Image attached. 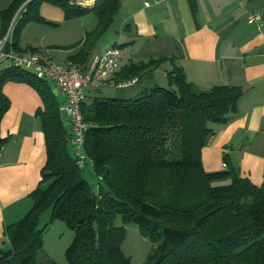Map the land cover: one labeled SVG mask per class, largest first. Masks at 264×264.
Here are the masks:
<instances>
[{"label": "trees", "instance_id": "trees-1", "mask_svg": "<svg viewBox=\"0 0 264 264\" xmlns=\"http://www.w3.org/2000/svg\"><path fill=\"white\" fill-rule=\"evenodd\" d=\"M45 1L61 7L66 19L96 14V26L86 31L78 52L69 57L85 69L121 1L94 0L88 5L80 0H12L1 10L5 30L22 5L14 31L30 21L55 23L40 13ZM190 1L195 10L196 0ZM5 46L38 51L21 47L15 35ZM176 57L130 61L115 73V84L138 81L172 60L167 86L150 85L134 96L93 98L86 93L81 104L88 124L84 165L75 154L71 123L62 117L63 102L54 82L22 67L0 70V120L10 106L3 89L6 82L30 84L42 97L36 115L47 151L41 180L29 194L31 208L0 235V264H56L37 261L44 232L54 219L74 230L66 249L69 264H133L123 250L127 223L137 224L153 243L145 264H264V184L240 174L227 155L224 169L207 171L202 160L203 148L216 134L213 124L234 117L244 88L218 83L199 89L174 62ZM7 141L8 136H0V149ZM88 160L97 185L84 175ZM47 209L50 221L39 227ZM118 215L124 224L115 223ZM4 237L8 248L2 244Z\"/></svg>", "mask_w": 264, "mask_h": 264}, {"label": "crops", "instance_id": "crops-1", "mask_svg": "<svg viewBox=\"0 0 264 264\" xmlns=\"http://www.w3.org/2000/svg\"><path fill=\"white\" fill-rule=\"evenodd\" d=\"M120 1L119 27L128 32L121 37L132 46L144 47V55L151 58L174 53L175 62L199 89L218 83L244 88L234 117L213 124L216 134L203 148V165L207 171L224 169L227 155L240 174L264 184V27L259 29L248 19L255 11L264 17V3L260 6V0H196L194 10L190 0ZM40 13L55 23L66 22L62 8L50 2L41 4ZM4 35L0 32V40ZM115 41L112 39L110 45ZM26 45L36 47L28 42ZM106 47L101 45L96 52ZM79 48L80 45L68 56ZM38 51L45 52L41 48ZM45 54L55 60L48 51ZM125 64L122 59L120 68ZM113 78L115 83L116 75ZM54 88L64 103L65 96L55 83ZM3 89L10 106L0 120V136H8L0 149V235L7 224L30 209L29 194L38 186L47 159L45 135L36 115L43 106L42 97L25 82L8 81Z\"/></svg>", "mask_w": 264, "mask_h": 264}, {"label": "rangeland", "instance_id": "rangeland-1", "mask_svg": "<svg viewBox=\"0 0 264 264\" xmlns=\"http://www.w3.org/2000/svg\"><path fill=\"white\" fill-rule=\"evenodd\" d=\"M12 0H0V9H5L10 5ZM264 3V0L259 1V5ZM2 10V9H1ZM0 10V32H4V37L7 35L8 38L12 39V36L15 35L17 41L20 42L21 47H28L26 44H34L37 48L45 51L43 54L48 51L55 57L56 62L60 60H66L69 56L68 54L75 48L80 41L85 37V33H82L84 30H92L97 22L98 18L94 12H90L84 16L69 18L66 19V22L63 23H52V22H36L30 21L24 23V25L14 31L16 24L19 22L18 14L20 10H17L15 14L10 19V25L5 30L3 26L4 19L1 16ZM47 19V18H46ZM120 14H117L115 20L111 27H109L99 38L97 45L94 47L93 55L96 50L103 46H109L112 39H116V44L121 49V60L128 63L130 60L139 61L137 58L140 56L143 60H148L151 55H144L145 49L141 45H134L130 41H126V38H122V34H127L126 28L119 27L120 25ZM20 23V22H19ZM256 24L257 23H253ZM21 25V24H20ZM255 26V25H254ZM258 26V25H257ZM10 28V29H9ZM2 39V40H3ZM25 44V46H24ZM79 46V45H78ZM27 53L30 51H26ZM140 54H143L140 55ZM164 55L171 56L175 55L174 53H163ZM46 55V54H45ZM91 57V58H92ZM156 57V56H154ZM140 59V58H139ZM142 60V59H141ZM176 59L174 60V62ZM66 62V61H65ZM63 62V63H65ZM177 64V62H175ZM8 63L4 60L0 62V70L3 69ZM173 67L172 60H166L162 62L157 68L152 71H148L143 74L141 80L138 83H134L125 87H115L112 84V81H109V85L100 86L98 88L89 87L88 92L90 97L103 95V96H134L139 95L141 91L149 87L150 85H168L167 76L164 77V74ZM50 82L53 83L51 79ZM58 99L61 100V96L58 94ZM61 105V114L64 119H66V113L62 109ZM85 177L94 185L98 183V177L93 172V167L91 161H87L84 167ZM32 206V205H31ZM31 208V207H30ZM51 218V209L45 210L41 213L39 218V227H43ZM117 225L124 224L121 216H117L115 219ZM127 228V235L123 243L124 252L131 257L133 264H145L144 261L148 253L152 249V241L145 236L139 229V226L135 223L125 224ZM74 230H72L64 221L59 219L51 220L48 228L44 232V245L42 249L37 254V261L39 263H45L47 260H53L56 264H69L66 257V249L72 242L74 238ZM5 237L3 238V241ZM4 248H8L9 242L5 240L2 243Z\"/></svg>", "mask_w": 264, "mask_h": 264}, {"label": "built area", "instance_id": "built-area-1", "mask_svg": "<svg viewBox=\"0 0 264 264\" xmlns=\"http://www.w3.org/2000/svg\"><path fill=\"white\" fill-rule=\"evenodd\" d=\"M146 4H149L146 2ZM252 23H257L258 28L264 27V17L259 11L248 15ZM6 40H0V62L6 61V66H17L34 71L38 76L51 79L65 96L62 109L67 114L72 128V142L75 154L80 165H84L86 154L84 151V132L88 127L81 110L82 101L86 97L89 87L98 88L109 85L121 66V49L112 44L101 51L96 52L88 62L85 69L71 60L58 63L50 56L39 51L18 52L14 49H6ZM136 81V78L115 84L113 86L124 87Z\"/></svg>", "mask_w": 264, "mask_h": 264}, {"label": "water", "instance_id": "water-1", "mask_svg": "<svg viewBox=\"0 0 264 264\" xmlns=\"http://www.w3.org/2000/svg\"><path fill=\"white\" fill-rule=\"evenodd\" d=\"M22 6H23V5H22ZM22 6H21V7H22ZM21 7H20V8H21ZM20 8H19L18 10H20ZM9 29H10V28H9ZM8 34H9V31H8V33H7V37H8ZM54 91L57 92V88H54Z\"/></svg>", "mask_w": 264, "mask_h": 264}]
</instances>
